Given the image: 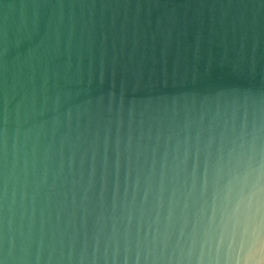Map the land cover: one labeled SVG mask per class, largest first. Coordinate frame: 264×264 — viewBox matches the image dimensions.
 Returning a JSON list of instances; mask_svg holds the SVG:
<instances>
[{
    "label": "water",
    "instance_id": "95a60500",
    "mask_svg": "<svg viewBox=\"0 0 264 264\" xmlns=\"http://www.w3.org/2000/svg\"><path fill=\"white\" fill-rule=\"evenodd\" d=\"M0 264H264V0H0Z\"/></svg>",
    "mask_w": 264,
    "mask_h": 264
}]
</instances>
